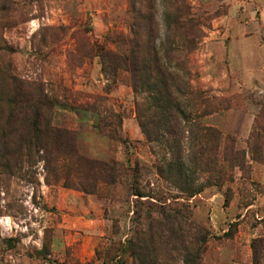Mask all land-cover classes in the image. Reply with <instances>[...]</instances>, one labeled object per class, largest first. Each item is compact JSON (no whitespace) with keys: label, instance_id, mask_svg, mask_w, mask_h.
Masks as SVG:
<instances>
[{"label":"rangeland","instance_id":"rangeland-1","mask_svg":"<svg viewBox=\"0 0 264 264\" xmlns=\"http://www.w3.org/2000/svg\"><path fill=\"white\" fill-rule=\"evenodd\" d=\"M182 1L202 34L190 82L222 100L201 122L221 132V150L233 140L245 152L247 168L227 171L224 178L232 181L191 198L156 175L130 75L120 70L114 84L101 71L96 51L115 50L113 41L129 33L130 0H0V66L8 64L34 92L39 88L53 98L52 125L74 134L79 155L129 168L117 187L98 184V193L73 172L66 181L48 171L40 151L31 166L25 163L7 180L0 176V264H135L128 242L137 228L129 188L136 164L139 183L151 194L142 202L187 206L189 222L209 232L201 264H264V165L247 149L264 111V0L176 3ZM166 10L165 0H157L162 39ZM109 115L120 117L123 143L100 133L99 119Z\"/></svg>","mask_w":264,"mask_h":264},{"label":"trees","instance_id":"trees-1","mask_svg":"<svg viewBox=\"0 0 264 264\" xmlns=\"http://www.w3.org/2000/svg\"><path fill=\"white\" fill-rule=\"evenodd\" d=\"M165 2V39L161 38L156 19L157 0H130L129 33L113 41L115 50L99 49L96 53L107 80L115 84L120 70L130 75L139 127L157 158V177L191 198L229 178L232 181L231 176L224 178L227 171L238 168L243 173L246 154L236 150L234 141L229 139L221 150V132L202 124L203 118L220 109L222 100L190 82L189 65L199 49L201 30L184 1ZM3 7L0 6V12ZM8 70V64L0 66L3 180L21 172L25 163L31 166L39 151L44 154L48 171L56 170L66 181L73 172L79 181L88 180L87 187L97 193L101 190L97 189L98 184L112 189L128 176L129 168L116 161H96L79 155L74 134L52 125L53 98L39 88L34 92L35 87ZM109 117L110 120L100 117V133L113 144L123 143L120 117ZM254 125L247 149L254 162L264 165V111ZM130 171L133 181L129 188L136 199L137 228L128 248L135 264H201L209 232L189 222L187 206L157 208L142 202L151 194L139 183L140 165Z\"/></svg>","mask_w":264,"mask_h":264}]
</instances>
